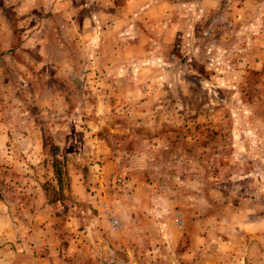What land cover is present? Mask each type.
<instances>
[{
	"label": "rangeland",
	"instance_id": "374dc122",
	"mask_svg": "<svg viewBox=\"0 0 264 264\" xmlns=\"http://www.w3.org/2000/svg\"><path fill=\"white\" fill-rule=\"evenodd\" d=\"M95 1L0 0V264H264V0Z\"/></svg>",
	"mask_w": 264,
	"mask_h": 264
},
{
	"label": "crops",
	"instance_id": "0c3cea01",
	"mask_svg": "<svg viewBox=\"0 0 264 264\" xmlns=\"http://www.w3.org/2000/svg\"><path fill=\"white\" fill-rule=\"evenodd\" d=\"M40 1L41 0H11L10 4L13 7V10H15L16 8L18 10L23 2H28L29 4L32 5L33 3H37V2L40 3ZM42 1L46 2V4L49 7L53 3H54L53 4L54 7H57L59 4L58 2H60V0H42ZM70 1L73 0H69V2ZM136 1L139 0H96L94 4H96L97 7L100 8V13L98 14L99 23L101 24L109 23L110 24L109 28H112L113 30H115L116 25H121L122 23L129 25L130 23H134L132 16L138 10L134 7ZM158 6H159L158 2L151 4V8L154 9L157 8ZM161 7H163L164 10H166L168 6H161ZM165 14L167 15V11ZM147 15L150 14L144 13L143 11H142V15L139 14V16L142 17H146ZM1 20L2 23H5L4 16L3 17L1 16L0 21ZM168 25H170V22H168L167 26Z\"/></svg>",
	"mask_w": 264,
	"mask_h": 264
}]
</instances>
